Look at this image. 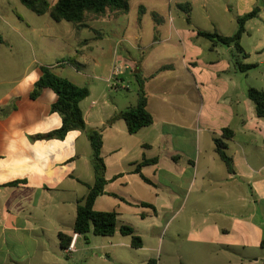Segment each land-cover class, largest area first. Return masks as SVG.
Listing matches in <instances>:
<instances>
[{
    "label": "crops",
    "instance_id": "crops-1",
    "mask_svg": "<svg viewBox=\"0 0 264 264\" xmlns=\"http://www.w3.org/2000/svg\"><path fill=\"white\" fill-rule=\"evenodd\" d=\"M132 1L127 14L92 15L82 29L73 23L71 28L48 23L42 38L53 41L54 54L46 59L34 56L28 8L20 0H0V264H64L59 233L76 234L78 206L96 180L85 133L32 140L62 126V118L52 111L57 101L53 90L45 88L32 98L43 66L90 90L80 106L88 128H104L108 181L94 209L118 213L114 236L130 226L145 248L146 233H160L179 220L188 225L195 246L223 253L217 258L229 264H264V118L248 97L250 88L264 91V0L233 2L232 8L239 7L237 23L260 9L247 21L241 39L247 56L234 46L214 48L198 35L200 29L178 27L173 17L163 31L152 27L158 34L141 47L134 38L140 40L136 34L147 9L139 4L138 17L132 20ZM173 1L167 0L169 9ZM230 28L220 35L238 30ZM163 53L168 60L158 62ZM234 55L256 67L241 72ZM67 58L74 62L62 61ZM117 61L132 70L114 78ZM136 74L145 79L154 122L130 134L124 120L107 125L137 104ZM130 85L137 87L132 96L115 91H130ZM225 129L234 132L225 150L233 159V171L216 152L215 139ZM145 160L157 162L137 173ZM17 181L18 186H8ZM122 236L117 244L134 249L131 237ZM82 237L78 234L76 249Z\"/></svg>",
    "mask_w": 264,
    "mask_h": 264
},
{
    "label": "trees",
    "instance_id": "trees-1",
    "mask_svg": "<svg viewBox=\"0 0 264 264\" xmlns=\"http://www.w3.org/2000/svg\"><path fill=\"white\" fill-rule=\"evenodd\" d=\"M24 6L35 14L42 16L49 14L50 17L56 22H70L77 26L78 29L85 27V21L89 15L101 16L107 11L117 12L119 14H127L130 10V0H57L55 4H51L48 0H20ZM187 13L190 14L191 6L180 5ZM259 8H255L249 14L238 19V30L231 36H222L217 32H206L198 30V35L210 40L213 47L219 45L231 47L234 46L239 54L247 56L242 45L241 39L246 32L247 21L258 16ZM190 23V18H188ZM4 43V39L0 36V44ZM63 62L73 63L72 58L62 60ZM60 61V62H62ZM234 65L241 72H247L256 67V65L243 64L237 59L236 55L233 56ZM167 67H163L161 70ZM42 76L36 82L32 98L36 99L41 94L42 90L49 88L57 95V101L52 106V111L58 113L62 118V126L59 129L53 130L46 134H40L32 137V140H64L68 133L72 131H80L85 133L93 149V167L95 172V183L89 186V193L78 206L77 217L74 226V233L82 235L87 238L91 232L95 236L112 237L116 234L118 224V213L116 211L99 212L94 209L96 200L105 194L107 180L105 177L106 165L102 156L103 148V133L104 128L90 129L88 128L84 119V114L80 106L81 102L89 97L90 90L87 87H79L70 80L62 78L55 74L51 67H42ZM139 83L138 102L135 106H131L114 118H112L107 126L112 125L116 120H124L128 132L136 134L141 129L153 124L154 118L148 111V97L144 90V81L139 74H136ZM248 97L254 102L257 115L264 118V91L255 88L248 90ZM234 132L229 129L223 131V137L215 139L216 152L220 158L225 162L229 171H233V159L227 155L226 140H231ZM157 160H145L137 166L136 172L141 173V168L145 165L155 163ZM143 179L150 183V181L143 177ZM21 182H13L8 186H18ZM120 232L124 236L131 237V246L134 249L143 247V240L140 236L136 235L135 230L130 226H122ZM73 239V236L65 233H59L60 246L66 250ZM261 248L264 249V240L262 241Z\"/></svg>",
    "mask_w": 264,
    "mask_h": 264
},
{
    "label": "rangeland",
    "instance_id": "rangeland-1",
    "mask_svg": "<svg viewBox=\"0 0 264 264\" xmlns=\"http://www.w3.org/2000/svg\"><path fill=\"white\" fill-rule=\"evenodd\" d=\"M51 4H55L57 0H48ZM235 0H174L171 2V9L167 7V0H134L131 2L130 18L136 20L138 17V6L142 4L147 12L141 14L143 26L138 30L136 35L140 36V40L134 38V43L140 44L141 47L147 46L152 42L154 36L159 31L164 30V24L171 23V17L176 20L178 27L191 29H200L207 32H217L221 30L225 33L232 31L230 26L237 28L238 23L236 16L239 7H233ZM180 4L186 6L192 5V11L187 13ZM158 14L159 18L156 19ZM92 15H89L91 17ZM29 25L28 37L33 44L36 58L44 56L49 58L54 54L53 41L51 39L42 38L47 34L48 23L54 25H69L72 23L63 21H54L49 14L39 16L27 9V17H25ZM190 18L191 23H189ZM157 26V31H153L152 27ZM167 28V26H166ZM207 42V40H203ZM166 46V45H165ZM163 46V48L165 47ZM208 55L207 53H205ZM139 55V54H138ZM31 55V57H34ZM158 62H166L167 55L163 53L157 59ZM80 63V62H79ZM125 97L132 96L136 93V85H130L128 90H115ZM126 100L128 98H125ZM122 235L117 234L114 237L95 236L92 232L87 238L82 237L77 245L75 253L68 255L62 254L64 264H229L217 257L223 253L216 252L215 249L209 247L195 246L191 240L192 233L188 225L175 221L169 228L163 227L158 233L156 230L144 237L145 248L129 249L121 247L117 243L122 241ZM227 256V255H225ZM109 258V259H108Z\"/></svg>",
    "mask_w": 264,
    "mask_h": 264
},
{
    "label": "built area",
    "instance_id": "built-area-1",
    "mask_svg": "<svg viewBox=\"0 0 264 264\" xmlns=\"http://www.w3.org/2000/svg\"><path fill=\"white\" fill-rule=\"evenodd\" d=\"M129 70H132V67L128 63L117 61L113 69L114 78L123 75L126 71ZM77 239H78V234H74L70 246L65 250L68 255H71L76 252Z\"/></svg>",
    "mask_w": 264,
    "mask_h": 264
}]
</instances>
